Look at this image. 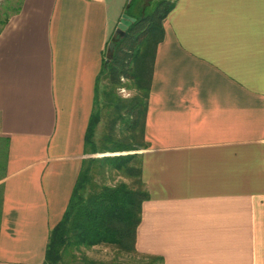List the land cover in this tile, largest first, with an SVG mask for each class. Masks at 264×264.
<instances>
[{"label": "crops", "instance_id": "1", "mask_svg": "<svg viewBox=\"0 0 264 264\" xmlns=\"http://www.w3.org/2000/svg\"><path fill=\"white\" fill-rule=\"evenodd\" d=\"M171 1L139 150L149 198L136 250L163 264H264V0ZM124 4L21 0L0 27V264H44L96 156L85 136Z\"/></svg>", "mask_w": 264, "mask_h": 264}, {"label": "trees", "instance_id": "2", "mask_svg": "<svg viewBox=\"0 0 264 264\" xmlns=\"http://www.w3.org/2000/svg\"><path fill=\"white\" fill-rule=\"evenodd\" d=\"M150 3L145 0L137 13H128L135 21L123 33L115 32L107 43L85 136L87 153L101 155L83 161L65 212L50 231L44 264H60L63 252L69 247L114 246L140 255L135 247L136 230L141 221L142 203L149 194L142 180L139 150L146 147L144 123L156 48L164 38L163 21L174 6L171 0H158L152 8ZM19 5L14 11L19 10ZM134 5V0H130L126 11ZM110 42L114 43L112 50L108 46ZM103 78L106 86L100 95L99 81ZM120 88L133 94L123 97L118 93ZM102 113L107 117V128L96 140ZM109 171L131 181L115 184L97 181L98 175ZM1 200L0 188V211ZM142 256L149 259L144 264H163L161 257ZM80 259L84 264H103L86 256Z\"/></svg>", "mask_w": 264, "mask_h": 264}, {"label": "rangeland", "instance_id": "3", "mask_svg": "<svg viewBox=\"0 0 264 264\" xmlns=\"http://www.w3.org/2000/svg\"><path fill=\"white\" fill-rule=\"evenodd\" d=\"M130 0H122V3L125 2L122 15H128V13H137V10L139 7H142L143 2L145 0H134L135 5L132 6V8L129 11H126V5ZM158 0H150V7H153V4ZM20 3V0H0V27L1 23L6 19V17L14 11ZM117 3V0H116ZM146 5V6H149ZM116 31V30H115ZM114 35V33L111 35V37ZM107 51V49H106ZM101 93L103 88L106 86V80L103 78L101 79L99 83ZM119 95L123 97H130L133 92L130 90H127L125 88H120L118 90ZM100 94V91H99ZM101 95V94H100ZM107 128V117L102 113V120L97 128V132L95 134V139L98 140L102 134L106 131ZM101 154H96V156H100ZM127 181L130 182L131 180L124 178L119 173L115 171H109L106 172L105 175L97 176L98 182H104L106 184H115L118 181ZM86 256L89 259L95 260L97 262L103 263V264H144L149 261L148 258L142 256V255H136L131 252H125L117 249L114 246H105V245H97L92 248H84L81 247L80 249H76L73 247H69L63 252L62 260L60 264H84L80 257Z\"/></svg>", "mask_w": 264, "mask_h": 264}, {"label": "water", "instance_id": "4", "mask_svg": "<svg viewBox=\"0 0 264 264\" xmlns=\"http://www.w3.org/2000/svg\"><path fill=\"white\" fill-rule=\"evenodd\" d=\"M135 21V18L128 16V15H122L119 23L117 24L116 27V33H123L133 22ZM114 43L110 42L109 43V49L112 50Z\"/></svg>", "mask_w": 264, "mask_h": 264}]
</instances>
